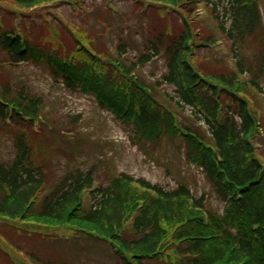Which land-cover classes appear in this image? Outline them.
<instances>
[{"label": "trees", "instance_id": "16d2710c", "mask_svg": "<svg viewBox=\"0 0 264 264\" xmlns=\"http://www.w3.org/2000/svg\"><path fill=\"white\" fill-rule=\"evenodd\" d=\"M80 1L0 0V135L13 139L15 148L11 160L0 161V264H56L51 257L41 261L35 248L26 253L23 238L38 229L64 227L115 244L124 264H264V164L251 143L258 129L251 107L255 96L264 92V42L254 66L246 57L255 50L260 34L257 0H207L216 34L191 24L197 0H148L155 26L140 24L145 39L133 57L120 39L126 31L119 33L113 57L97 44L101 39L97 34L75 23L72 32L55 19L43 18L51 5ZM94 6L102 35L110 29L102 18L103 8ZM166 7L181 21L165 17ZM16 17L21 18L23 37L14 29ZM123 24L132 32L126 19ZM217 35L229 44L234 70L228 69L226 60L199 55L216 43ZM157 60L163 64L162 75L145 74L144 69ZM30 68L49 72L53 83L69 93L94 98L139 143L174 139L177 118L189 109L206 125L210 143L197 145L191 136L195 131L180 125L185 131V160L205 177L222 212L206 209L205 196L195 199L185 184L166 190L125 174L99 189L86 210L80 194L90 187L94 168L67 175L37 205L45 174L33 159V144L40 136L32 133V125L44 103L14 79L17 70ZM162 88L166 91L161 95ZM217 101L224 113L214 124ZM218 160L228 185L221 174L215 177L211 165ZM237 194L239 200L229 199Z\"/></svg>", "mask_w": 264, "mask_h": 264}, {"label": "rangeland", "instance_id": "374dc122", "mask_svg": "<svg viewBox=\"0 0 264 264\" xmlns=\"http://www.w3.org/2000/svg\"><path fill=\"white\" fill-rule=\"evenodd\" d=\"M86 2H90L85 5L86 8H95L94 0H86ZM113 6L119 12L121 11L128 23L130 20L132 32L125 30L120 16L118 17L115 13L110 14L111 20L107 23L110 31L106 36H102L98 45L114 47L119 33L126 31L123 38L127 41L130 52H134L139 47L137 43L139 36L135 38L133 35L140 31V20L143 19L141 17L143 14L134 9L133 0H116ZM261 6L264 7V0H261ZM57 9L65 20H71L91 31L98 30L93 14L89 19H84V11H80L79 16L74 17L69 6L59 5ZM84 9V7L81 8V10ZM203 14L201 11L199 15ZM219 51H223V48ZM162 71L161 64L146 68L148 74L152 72L160 75ZM14 79L17 85L30 87L33 93L44 99L46 127L41 125L38 127L39 130L41 129L42 137L33 145L37 151L35 157L37 155L36 159H39L38 161L45 167L51 187L69 172L76 169L88 170L92 165H96L95 179L100 185H106L114 175L120 173L128 174L136 179H145L152 185L166 188H172L179 181H184L195 196H206V205L209 209L221 211L222 206L215 200L203 176L185 164L178 142H168L156 148L149 145H136L131 141L132 135H129L112 116L100 111L93 100L53 87L43 72L34 68L20 69L14 74ZM168 93L171 94V89ZM259 113L264 114V105L261 103ZM77 114L81 115V120L71 127L68 124V116ZM183 116L185 118H182L181 122L191 125L189 115ZM261 121L264 123V116L261 117ZM48 125H51V128L55 125L59 130L65 129L63 132L73 134V142L58 136L47 128ZM63 132L60 134L63 135ZM255 141L259 147L258 150L264 156V140L256 138ZM13 144V139L11 140L8 135H0V161L13 158L15 154ZM66 236L68 234L60 237L55 235L52 240L46 239L48 242L35 236L23 238V250L28 253L27 250L35 248L41 261L51 257L56 264H62L63 260L60 259L64 258L70 259L72 261L69 262L70 264H120L111 250L102 243L84 238L68 237V239Z\"/></svg>", "mask_w": 264, "mask_h": 264}]
</instances>
